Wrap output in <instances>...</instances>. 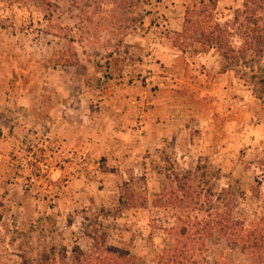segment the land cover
Wrapping results in <instances>:
<instances>
[{"label": "rangeland", "instance_id": "obj_1", "mask_svg": "<svg viewBox=\"0 0 264 264\" xmlns=\"http://www.w3.org/2000/svg\"><path fill=\"white\" fill-rule=\"evenodd\" d=\"M196 1L0 0V264H60L63 248L71 264L73 247L93 251L90 234L105 251L155 264L167 230L204 217L227 189L245 226L263 214L264 98L214 71V50L175 42ZM242 1L218 0L216 18L229 20ZM53 104L123 139L66 150L36 121ZM171 118L180 128L161 142L159 121ZM123 183L140 205L119 213ZM188 192L200 206L179 205ZM213 253L246 262L220 241Z\"/></svg>", "mask_w": 264, "mask_h": 264}, {"label": "trees", "instance_id": "obj_2", "mask_svg": "<svg viewBox=\"0 0 264 264\" xmlns=\"http://www.w3.org/2000/svg\"><path fill=\"white\" fill-rule=\"evenodd\" d=\"M217 2L197 0L188 7L181 31L173 33L175 42L181 46L198 45L200 52L214 50L220 61V74L231 72L256 99H263L264 0H243L227 21L216 18ZM193 177V172L185 174L186 180L191 181ZM189 186L184 181L180 189L189 190ZM136 196L129 184L123 183L118 196V212L132 209L130 205L139 206L140 199ZM177 202L184 209L191 205L200 206L199 197L194 199L189 192ZM236 205L234 190L227 189L222 196L216 197L210 208L212 211L208 210L204 217L199 219L186 215L179 218V224L167 230L170 246L162 250L155 264H227L217 260L213 253V242L215 245L216 241H220L228 251L238 249L246 257L243 264H264V212L257 221L245 226L235 217ZM90 238L93 251L85 254L78 247H73L71 264H137V258L105 251L103 236L97 238L90 234ZM65 258L66 250L63 248L59 263L66 264Z\"/></svg>", "mask_w": 264, "mask_h": 264}, {"label": "crops", "instance_id": "obj_3", "mask_svg": "<svg viewBox=\"0 0 264 264\" xmlns=\"http://www.w3.org/2000/svg\"><path fill=\"white\" fill-rule=\"evenodd\" d=\"M201 54H198L199 57ZM174 57V56H172ZM175 58V57H174ZM215 59V58H214ZM173 62L170 63L172 65ZM211 62L207 63L206 68ZM220 66V62L217 63ZM220 67H214V71L219 70ZM227 73H223L220 76H225ZM215 83V80H214ZM215 85V84H214ZM41 103V102H40ZM54 104L52 105V107ZM67 108V104L65 105ZM49 112L45 113L44 108H42L41 114H38L36 117V121L40 126H47V136L50 138L56 139L59 141V144L66 150H72L76 152H95L96 150H105L110 149V140L115 141L114 137H117L118 140L123 139L120 132L118 134L113 133L112 137L106 136V134H98L97 131H90L87 126L82 124L79 120H77L76 116H70V114L62 113L58 114L55 112L56 108L53 109L48 108ZM52 110V111H51ZM178 119H165L159 121L160 124L158 127L161 129L160 132V141H164V137L168 138L169 136L177 135L176 132L173 134L174 129H179L180 125L177 121ZM176 137V136H175ZM175 139V138H174ZM176 140H174L175 142ZM120 145L125 146L124 143H119Z\"/></svg>", "mask_w": 264, "mask_h": 264}, {"label": "built area", "instance_id": "obj_4", "mask_svg": "<svg viewBox=\"0 0 264 264\" xmlns=\"http://www.w3.org/2000/svg\"><path fill=\"white\" fill-rule=\"evenodd\" d=\"M42 169L43 170H47L48 169V166L47 165H44V166H42Z\"/></svg>", "mask_w": 264, "mask_h": 264}]
</instances>
